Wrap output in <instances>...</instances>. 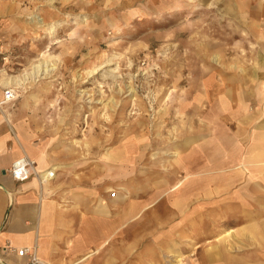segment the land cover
<instances>
[{"label": "rangeland", "instance_id": "374dc122", "mask_svg": "<svg viewBox=\"0 0 264 264\" xmlns=\"http://www.w3.org/2000/svg\"><path fill=\"white\" fill-rule=\"evenodd\" d=\"M262 58L264 0H0V78L20 85L11 110L43 163L113 217L129 195L163 217L79 264H264V165L239 161L264 154ZM189 172L200 212L167 220Z\"/></svg>", "mask_w": 264, "mask_h": 264}, {"label": "crops", "instance_id": "0c3cea01", "mask_svg": "<svg viewBox=\"0 0 264 264\" xmlns=\"http://www.w3.org/2000/svg\"><path fill=\"white\" fill-rule=\"evenodd\" d=\"M15 82L13 78L10 82L5 77L0 78V264H30L31 251H34L37 264H79L81 261H91L96 252L106 254L112 231L115 230L112 229L113 221L116 222L114 225L119 228V232H129L127 218L122 217L126 208L120 211L118 221L111 220V198L95 196L92 188L80 187L79 183L76 185L75 180L65 185L59 178V169L50 170L49 165L53 162L47 158L49 164L43 163L41 151L46 152L45 148L32 139L19 121V126L17 125L18 117L11 110L12 101L1 102L5 87L15 86V91H18L17 86L20 85ZM16 97L14 94V99ZM234 142L238 143L237 137ZM233 143L228 147H231L230 153L236 156L240 149L236 148L237 143ZM255 150V147H252L245 155L239 154L240 165L245 167L244 165L248 164L252 172L259 171L260 165H264V154H260V150L254 153ZM23 154L35 161L38 174L17 181L10 175L9 168L11 163ZM47 169L49 170L46 175L43 174ZM191 176L192 173L184 177L185 181L178 183L175 187L178 193L171 197L164 207V215L167 213L170 216L167 220L175 219L171 215L175 212L177 218L182 221L193 217L194 213L199 211L188 207L192 195L198 192L199 188L190 182ZM231 178H226L224 182L230 183L219 189V186H212L214 180L209 177V183L204 187L212 188V193L227 190L231 185ZM100 197L105 202L102 208V205H99ZM155 215L158 220L163 218L162 214L157 215L155 212ZM22 248H27L29 252L19 255L18 250ZM220 252L221 249L215 246L205 252V256L217 258Z\"/></svg>", "mask_w": 264, "mask_h": 264}, {"label": "bare ground", "instance_id": "6f19581e", "mask_svg": "<svg viewBox=\"0 0 264 264\" xmlns=\"http://www.w3.org/2000/svg\"><path fill=\"white\" fill-rule=\"evenodd\" d=\"M257 34H258V38H261L262 37V32L260 31V30H258L257 29ZM215 59V58H214ZM217 59V58H216ZM215 59V60H216ZM262 59H264V58H262ZM262 69H264V67H262ZM47 70V69H46ZM10 87V86H9ZM5 88H7V87H5ZM4 88V89H5ZM11 88V87H10ZM4 89H3V91H4ZM130 89L132 90V88L130 87ZM13 90V89H12ZM14 92V91H13ZM132 92H134V89H133V91ZM1 116V115H0ZM8 117V116H7ZM11 117V116H10ZM4 120V119H3ZM8 120H10L9 119V117H8ZM10 122V121H9ZM8 122V123H9ZM12 122V121H11ZM14 124V123H13ZM233 141H234V138L233 139H228L227 141H226V145L225 146H230L232 143H233ZM254 152V151H253ZM255 153V152H254ZM234 155V154H233ZM237 156V155H236ZM259 157V156H258ZM247 158H249V156H247ZM245 166V168H247L249 171H250V169H249V165L247 164V165H244ZM226 187V186H225ZM129 199V201L131 202L130 203V205H128L127 206V208H126V211L125 212H122L123 214H122V217H123V219L124 218H127V225H128V230H129V232L128 233H138V232H140V231H142L143 230V228H145V227H147L150 223H151V218H150V216H153V220L155 221V219L157 218L156 217V215H155V212H151V213H147V211L145 212V213H143V214H141L140 216H138V212H139V210L136 208V206L133 204V202L131 201L132 200V198H130V195L129 196H124L123 197V199ZM126 202V201H125ZM173 203H176V202H173ZM184 203V202H183ZM161 205V204H160ZM184 204H182V206H183ZM163 210H164V208H163ZM162 210V211H163ZM180 211V210H179ZM120 211H118V216H117V218L118 219H120V213H119ZM164 212V211H163ZM148 216H149V218H148ZM115 219V220H117L118 221V219ZM130 220V221H129ZM114 223H116L115 221H113V225H112V229H117V226H115L114 225ZM129 224H130V227H129ZM138 230H140V231H138ZM126 232V231H125ZM215 255V254H214ZM170 256H173V255H171L170 254ZM177 256H178V254H177ZM180 256V255H179ZM216 259V257H214V256H208L207 258H206V256L205 255H203L202 257H201V260H203V262H204V260H206V261H214ZM218 260V259H217ZM181 259L180 258H176V259H174V260H172V263L171 264H180L181 263ZM202 262V261H201ZM42 264V263H41Z\"/></svg>", "mask_w": 264, "mask_h": 264}, {"label": "built area", "instance_id": "2783aa9c", "mask_svg": "<svg viewBox=\"0 0 264 264\" xmlns=\"http://www.w3.org/2000/svg\"><path fill=\"white\" fill-rule=\"evenodd\" d=\"M14 100V92L12 88L7 87L3 91V99L1 102L6 103ZM35 161L29 157L27 154H23L19 158L15 159L9 168V173L13 179L17 181H23L27 179L32 174H38L35 169ZM51 174V172H50ZM29 250L27 248H22L18 250L19 255L27 254ZM38 260L35 258L34 251L30 253V264H37Z\"/></svg>", "mask_w": 264, "mask_h": 264}]
</instances>
